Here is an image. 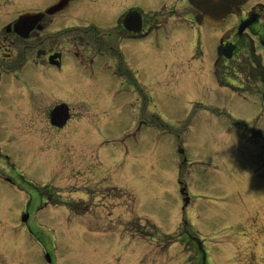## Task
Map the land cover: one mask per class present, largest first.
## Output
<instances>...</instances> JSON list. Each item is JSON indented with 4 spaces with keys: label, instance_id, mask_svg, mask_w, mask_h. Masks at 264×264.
<instances>
[{
    "label": "rangeland",
    "instance_id": "374dc122",
    "mask_svg": "<svg viewBox=\"0 0 264 264\" xmlns=\"http://www.w3.org/2000/svg\"><path fill=\"white\" fill-rule=\"evenodd\" d=\"M169 27L173 29L172 23L167 31ZM217 31L199 30L213 34L205 42L207 53ZM195 42L194 30L179 26L159 49L150 47L149 58L163 56L152 58L151 65L197 70V63H190ZM174 73L181 81L151 89L148 102L129 107L124 101L130 92L109 103L105 88H84L66 77L69 92L58 100L71 108L74 118L65 131L58 128V134L49 127L47 133L52 140L68 139L65 164L76 170L96 154L103 175L111 174V179L106 190L103 185L99 194L90 195L83 187L92 183L66 181L56 167L55 176L64 179L53 184L67 188L62 196L73 197L61 199L78 206L74 210L79 214L89 210L91 215L47 207L35 217L39 229L28 224L29 230L13 226L15 217L21 221L25 193L6 192L0 183V241L19 245L23 264H45L40 252L47 244L37 243L46 242V235L53 264H264V100L208 92L210 76L201 78L192 93L185 70L175 65ZM93 91L105 98L96 108L88 105ZM110 107L115 109L107 111ZM141 110L144 116L136 114ZM40 122L32 121L38 136L45 129ZM51 145L42 155L56 154L54 140ZM13 162L7 177L17 182L15 188L22 186L19 177L45 176L43 181L53 173L49 162L39 169L27 167L24 160ZM182 188L189 197L184 208ZM3 262L8 263L6 254Z\"/></svg>",
    "mask_w": 264,
    "mask_h": 264
},
{
    "label": "flooded vegetation",
    "instance_id": "af4514ba",
    "mask_svg": "<svg viewBox=\"0 0 264 264\" xmlns=\"http://www.w3.org/2000/svg\"><path fill=\"white\" fill-rule=\"evenodd\" d=\"M197 15L186 0H173L167 5L164 0H0V183L5 184L6 192L16 190L27 197L21 215L28 216V220L22 224L15 217L14 227L29 230L28 224H33L39 229L35 217L61 201L53 181L64 178L55 176L56 167L57 174L66 176V181L72 178L84 184L100 171L95 157L76 170L70 162L65 164L66 148L70 149L66 138L53 139L58 147L56 154L42 155L52 149L50 132H60L50 128L47 133L51 126L46 125L38 136L32 121L46 123L54 107L66 104L58 100L69 92L66 77L76 79L84 88H105L109 103L130 92L124 105L145 104L149 90L181 81L174 73V66L181 68V64L167 69L159 64L154 67L152 58L161 55L148 57L151 46L159 49L170 40L166 24L187 25L194 30L195 51L190 63L195 61L200 70L195 81L210 76L211 85L248 89L254 97L264 100V0H248L233 9L220 28L208 27L205 20L198 26ZM241 25L244 29L239 32ZM202 27L218 30L208 53L201 46ZM86 29L91 31L89 35ZM219 45L232 47V52H217ZM90 95L88 105L94 104L95 108L105 99L96 91ZM136 114L144 116L146 112ZM73 117L70 113L69 121ZM75 146L72 145L73 152ZM7 152L16 153L11 156ZM17 160L35 169L49 162L52 178L42 181L45 176H33L31 180L19 177L23 187L19 184L15 188L17 182L7 174H11L13 161ZM6 244L11 243L0 241V264H4L5 254L7 264H21V247ZM45 244H50L48 237ZM50 252L45 246L41 254Z\"/></svg>",
    "mask_w": 264,
    "mask_h": 264
},
{
    "label": "water",
    "instance_id": "95a60500",
    "mask_svg": "<svg viewBox=\"0 0 264 264\" xmlns=\"http://www.w3.org/2000/svg\"><path fill=\"white\" fill-rule=\"evenodd\" d=\"M246 0H188L191 6L198 10L202 16L208 19V22L212 25L221 23L234 7L241 5ZM66 109L64 107H57L52 113V125L62 126L65 120ZM183 192V190H181ZM185 205L188 200L185 199ZM26 216L22 218L25 222Z\"/></svg>",
    "mask_w": 264,
    "mask_h": 264
}]
</instances>
